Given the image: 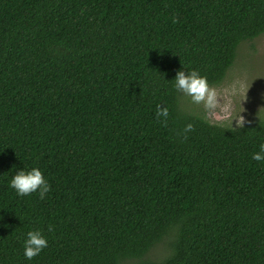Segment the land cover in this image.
Wrapping results in <instances>:
<instances>
[{
	"label": "trees",
	"instance_id": "1",
	"mask_svg": "<svg viewBox=\"0 0 264 264\" xmlns=\"http://www.w3.org/2000/svg\"><path fill=\"white\" fill-rule=\"evenodd\" d=\"M263 33L264 0H0V264H264V115L212 122L172 79L220 84Z\"/></svg>",
	"mask_w": 264,
	"mask_h": 264
},
{
	"label": "rangeland",
	"instance_id": "2",
	"mask_svg": "<svg viewBox=\"0 0 264 264\" xmlns=\"http://www.w3.org/2000/svg\"><path fill=\"white\" fill-rule=\"evenodd\" d=\"M215 92V105L193 102L195 111L212 122L240 126L254 123L264 115V33L243 42L225 79L210 86ZM190 105V102L187 103ZM169 246L159 243L144 259H158L168 253ZM134 259L124 264H137Z\"/></svg>",
	"mask_w": 264,
	"mask_h": 264
},
{
	"label": "clouds",
	"instance_id": "3",
	"mask_svg": "<svg viewBox=\"0 0 264 264\" xmlns=\"http://www.w3.org/2000/svg\"><path fill=\"white\" fill-rule=\"evenodd\" d=\"M173 87L190 96L193 102H203L207 108L215 105V92L209 86L206 78L197 70L184 71L183 68L175 72ZM157 115L166 117L168 109L166 107L159 108ZM191 124L186 125L190 128ZM252 159L256 161H264V142L259 144V150L252 154ZM9 186L13 188L18 195H27L30 192L39 189V194L43 196L48 190V184L41 170L38 167L30 169H18L9 180ZM23 254L26 258L31 259L38 254L42 248L46 247L47 240L39 229H32L26 232L23 241Z\"/></svg>",
	"mask_w": 264,
	"mask_h": 264
}]
</instances>
